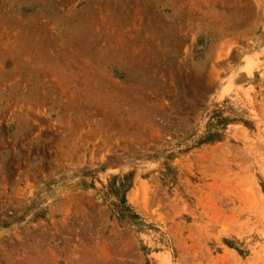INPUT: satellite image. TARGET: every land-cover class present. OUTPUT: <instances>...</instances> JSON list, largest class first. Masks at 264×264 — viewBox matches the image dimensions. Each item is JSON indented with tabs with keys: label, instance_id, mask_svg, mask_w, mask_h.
Listing matches in <instances>:
<instances>
[{
	"label": "rangeland",
	"instance_id": "obj_1",
	"mask_svg": "<svg viewBox=\"0 0 264 264\" xmlns=\"http://www.w3.org/2000/svg\"><path fill=\"white\" fill-rule=\"evenodd\" d=\"M0 264H264V0H0Z\"/></svg>",
	"mask_w": 264,
	"mask_h": 264
},
{
	"label": "bare ground",
	"instance_id": "obj_2",
	"mask_svg": "<svg viewBox=\"0 0 264 264\" xmlns=\"http://www.w3.org/2000/svg\"><path fill=\"white\" fill-rule=\"evenodd\" d=\"M250 62V61H249Z\"/></svg>",
	"mask_w": 264,
	"mask_h": 264
}]
</instances>
